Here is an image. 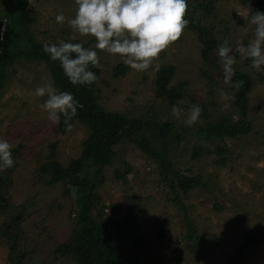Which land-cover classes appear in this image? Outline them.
I'll list each match as a JSON object with an SVG mask.
<instances>
[{
    "label": "rangeland",
    "instance_id": "rangeland-1",
    "mask_svg": "<svg viewBox=\"0 0 264 264\" xmlns=\"http://www.w3.org/2000/svg\"><path fill=\"white\" fill-rule=\"evenodd\" d=\"M214 1L217 17L215 14L212 22L215 21L216 30H225L224 39L229 40L231 54L236 58L233 68L237 66L250 73L255 81L247 112L252 131L235 139H225V144L231 148L225 167L217 164L216 154L205 155L199 162L194 161L190 153L183 156L181 147L176 151L178 143L171 138L177 167L183 174L200 175L207 184V187H197L181 196L185 210L173 201L174 195L161 182L159 167L152 159L132 143L122 142L115 146L117 155L113 164L105 168L106 181L99 192L104 203L121 204L117 218L125 216L127 204L133 198L139 203L138 233L145 243L135 253L147 264H230L233 250L249 232L258 235L260 243L252 249L247 264H264V66L256 71L251 61L241 59L236 51L240 44L247 46L254 38L255 26L240 12L249 9V15L255 14L256 0ZM30 7L37 12L34 31L41 42L52 44L63 39L65 42L80 41L94 48L93 37L80 36L66 22L61 25L56 21L59 13L66 19L75 17L78 7L75 0H31ZM201 50L196 32L186 27L181 39L162 52L148 70L139 72L127 65V73L115 77L114 68L126 64L119 54L97 49L100 67L96 68L101 73L95 95L109 110L146 115L157 121L172 119L180 127L185 125L188 112L178 104L182 115L179 119L174 117L173 107L156 95L155 83L160 67L175 65L170 85L186 83V90L197 101L209 103L213 100L217 110L230 113L233 94L223 90L222 85H209L201 76L204 64ZM212 59L219 63L214 50ZM16 67V73L10 75L0 90V139L7 140L13 147L23 146L15 160L17 165L9 173L8 198L27 208L29 216L22 224V231L37 242L34 264H73L68 257L58 258L54 251L69 238L75 226L76 204L72 195L66 193L63 182L44 183L46 175L42 173V166L53 161L67 166L77 159L82 153L87 130L78 122H73L71 129L65 131L59 124H50L47 112L40 107L47 97L34 95L35 88L46 81L51 80L56 87L46 64L22 59ZM213 76L219 82L224 81L218 71ZM188 139L194 140V137L188 136ZM154 143L161 146L163 141L157 138ZM127 167L132 170L128 173V182L124 183L116 178L115 170L126 171ZM184 211L197 234L212 242L213 251L205 258H200V250L192 247L186 237L190 222L183 218ZM4 215L0 211V225L5 220ZM8 255V244L0 235V264H10Z\"/></svg>",
    "mask_w": 264,
    "mask_h": 264
},
{
    "label": "trees",
    "instance_id": "trees-1",
    "mask_svg": "<svg viewBox=\"0 0 264 264\" xmlns=\"http://www.w3.org/2000/svg\"><path fill=\"white\" fill-rule=\"evenodd\" d=\"M188 11L185 19L189 21L187 28L196 32L202 46L204 64L201 76L209 85H222L223 90L233 94L232 111H219L211 100L199 102L193 94L186 90L187 84H172L175 65L160 67L157 71L156 95L170 107L178 104L189 113L192 105L202 108L201 122L189 127L186 124L177 127L174 120L157 121L146 115H130L121 111L107 109L96 96L97 82L91 85H73L64 75L59 61L51 60L45 53L41 42L34 31L37 23V12L30 7V0H0V90L17 71V63L22 59L44 63L53 77L59 91H68L83 105L77 109V115L70 121L78 122L87 130V137L82 142V153L67 166L53 161L42 166L44 183L63 182L66 193L71 194L76 204L75 226L69 238L58 244L54 253L58 258H69L73 264H147L141 255L135 253L145 243L138 233L140 214L139 203L132 199L127 204L126 214L117 218L122 206L118 202L106 204L99 192L105 184V168L112 165L117 155L116 145L122 142L134 144L136 149L152 159L159 167L161 182L174 195V202L185 210L181 196L197 187H207L200 175H186L179 169L174 160L171 138H175L178 148L184 156L190 153L191 158L199 162L205 155H218L217 164L227 166L231 148L225 144L226 138H237L252 131V121L248 118L250 93L254 89L253 76L239 67L234 68L235 75L231 84L242 81L239 87L217 81L213 73L224 70L221 63L212 59V51L218 54L217 46L223 42L225 30H216L212 22L215 18L214 0H187ZM257 11L264 12V0H256ZM74 43H82L76 41ZM51 44V43H48ZM88 48V45L82 43ZM219 58V56H218ZM219 60V59H218ZM99 79V68L91 67ZM129 67L119 65L114 68L115 77L125 75ZM216 110V112H215ZM59 127L65 131L68 127L61 115ZM151 136H149V134ZM264 135V134H263ZM188 136L194 137L189 140ZM163 141L156 146L154 141ZM215 141L217 144L215 145ZM23 146L12 147L14 165L0 171V211L5 220L0 225V235L6 240L9 248L10 264H34L33 255L37 250V242L22 231V224L29 216L25 205H16L9 198L10 172L17 165L15 161ZM116 168L115 176L128 182V173ZM49 176V178H48ZM4 184L5 188L1 185ZM218 209L220 207L218 206ZM185 221H189L186 237L192 247L200 250V258L212 253L211 240L197 234L187 211L182 213ZM159 236V227L156 226ZM161 231V229H160ZM260 243L258 235L249 232L242 242L233 250L230 264H247L252 249Z\"/></svg>",
    "mask_w": 264,
    "mask_h": 264
},
{
    "label": "clouds",
    "instance_id": "clouds-1",
    "mask_svg": "<svg viewBox=\"0 0 264 264\" xmlns=\"http://www.w3.org/2000/svg\"><path fill=\"white\" fill-rule=\"evenodd\" d=\"M75 4L78 7L74 18L66 19L63 13H59L56 21L61 25L66 22L80 36L93 37L94 48L63 39L43 46L51 60L59 61L64 75L73 85H91L98 81V76L90 70L91 67H100L97 49L119 54L133 70H148L162 52L181 39L189 23L185 19L187 0H75ZM249 11L240 14L255 26L254 38L247 46L240 44L236 51L241 59L250 60L252 68L260 71L264 66V12L249 15ZM217 50L225 83L241 86L242 81L231 84L236 58L231 54L233 49L229 40H223ZM34 95L47 97L40 107L47 112L50 124H59L62 115L69 130L77 109L83 107L72 93L59 91L51 80L37 86ZM201 113L199 105H192L184 123L189 127L195 125ZM172 114L177 119L182 115L177 106H173ZM12 147L7 140L0 139V171L14 165Z\"/></svg>",
    "mask_w": 264,
    "mask_h": 264
}]
</instances>
